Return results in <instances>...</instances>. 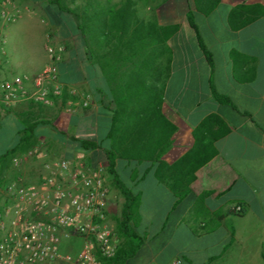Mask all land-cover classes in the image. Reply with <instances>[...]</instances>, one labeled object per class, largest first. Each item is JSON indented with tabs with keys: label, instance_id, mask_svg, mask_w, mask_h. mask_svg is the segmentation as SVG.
<instances>
[{
	"label": "crops",
	"instance_id": "obj_1",
	"mask_svg": "<svg viewBox=\"0 0 264 264\" xmlns=\"http://www.w3.org/2000/svg\"><path fill=\"white\" fill-rule=\"evenodd\" d=\"M122 1L85 0L75 12L80 19L73 12L70 17L78 29L63 37L46 32L62 23L56 4L11 0L16 20L43 22L47 38L39 52H22V38H6L11 23L0 24V45L18 44L4 50V74L27 75L32 89L31 78L49 61L46 48L53 43L61 49L55 65L64 86L52 106L0 104V132L14 133L0 154L18 143L21 118L38 122L32 146L7 158L19 165L13 182H38L45 162L82 154L103 170L110 215L119 204L121 210L124 196L106 168L109 150L115 176L125 184L124 176L137 195L130 221L136 248L125 264H264V0H219L207 13L195 0H132L124 29L114 13ZM142 21L179 27L165 36L163 51L137 53L132 62L110 51V38H141ZM155 31L146 38H157ZM142 58L148 65H140ZM212 88L231 104L215 99ZM73 138L101 147L82 149Z\"/></svg>",
	"mask_w": 264,
	"mask_h": 264
},
{
	"label": "built area",
	"instance_id": "obj_2",
	"mask_svg": "<svg viewBox=\"0 0 264 264\" xmlns=\"http://www.w3.org/2000/svg\"><path fill=\"white\" fill-rule=\"evenodd\" d=\"M10 5L11 0H0L2 26L17 18ZM46 50L49 61L31 78L29 89L27 75L4 74L0 45V104L29 100L52 106L61 98L64 86L55 65L61 49L49 45ZM81 104L86 106L88 98ZM6 191L8 203L0 212V264H106L115 255L118 236L108 219L103 170L89 165L82 154L47 161L38 182H12Z\"/></svg>",
	"mask_w": 264,
	"mask_h": 264
},
{
	"label": "trees",
	"instance_id": "obj_3",
	"mask_svg": "<svg viewBox=\"0 0 264 264\" xmlns=\"http://www.w3.org/2000/svg\"><path fill=\"white\" fill-rule=\"evenodd\" d=\"M219 0H195L196 3H202L203 5L205 4L206 8L201 9L203 13L209 12L215 4ZM51 3H55L60 11L62 12L63 10L67 12H73L74 15L78 17L77 14L72 9H69L65 4H63L60 0H49ZM124 6L121 9H116L114 10V13L119 14V25L121 28H127L130 25V12H129V4L132 2V0H123L122 1ZM85 19V18H84ZM84 19H81L82 21L79 22V28L82 31V34H85V21ZM187 20L189 25L194 29V31L197 34V39L199 42V45L203 52L205 53L208 62L212 65L211 63V54L210 52L206 49L204 46L201 37L199 35L197 25L193 20V15L190 11L187 12ZM83 22V24H82ZM112 24L115 26L118 25V21L113 19ZM179 25L178 24H173L171 26H159L153 22H141L140 25V32H141V38H110L112 41L110 44V51L111 52H118L120 51V58L125 59L126 61H133L132 57L133 55H137V53H142V57H144V53L152 50V51H163L165 49V41L166 38L165 36L167 34H171L175 32L178 29ZM154 29H156V35L157 38H146L147 36L150 35V31L154 33ZM85 46L87 47V50L89 48V44L86 41L85 38ZM141 66L148 65V60L142 58L141 59ZM64 94V93H63ZM62 94V98L63 95ZM212 94L217 99L219 102L222 103H229L230 99L227 96H224L220 93H218L214 88H212ZM21 123L23 124V129L21 130V135L19 138L18 143L11 147L6 149L3 153L0 154V172L4 168V162L8 157H10L14 152L17 150L21 149L22 147L27 148L32 146V138L34 136V129L38 125L37 121L33 122H28L25 119L21 118ZM76 141H78L79 146L82 149H94V148H100L101 145L97 141L85 139V138H73ZM29 144V145H28ZM107 161H106V168L113 176V181L116 187L121 191V193L124 196V202L121 206L120 210V216L116 218V231L119 237L122 238L121 243L118 244L117 250L115 255L107 261L106 264H125V261L127 258L132 256L135 253V248L136 245L134 243V238L135 234L132 231V228L130 226V221L132 219L134 209L137 203V195L133 193L123 182L120 181V179L117 178L114 174V159L111 155V152L109 150H105Z\"/></svg>",
	"mask_w": 264,
	"mask_h": 264
},
{
	"label": "rangeland",
	"instance_id": "obj_4",
	"mask_svg": "<svg viewBox=\"0 0 264 264\" xmlns=\"http://www.w3.org/2000/svg\"><path fill=\"white\" fill-rule=\"evenodd\" d=\"M63 4H65L69 9H72L74 12L80 13V5L85 3V0H60ZM105 0H98V2H102ZM121 0H110V2H119ZM144 1V0H143ZM157 1L160 0H145L146 4H155ZM46 2H48V0H46ZM51 3V2H49ZM51 4H55V3H51ZM50 12H52L51 10H48ZM50 12L48 13L50 15V23L51 24H56L55 22V16L51 15ZM62 16V23H60L61 25L59 27L55 28L56 32H52V30L49 28L46 30V32L53 36V33H57L58 36L63 35L67 36L73 32H75L76 29H78L77 25L72 24L71 22V12H67L65 10H63L60 14ZM45 20L47 21V18H45ZM82 21V20H80ZM48 22V21H47ZM22 23V26L20 28H17L16 26L18 24ZM83 24V22H82ZM50 27V25H49ZM98 27H100V25L98 24V20L94 22V31H98ZM44 28V23L43 22H34V23H23V21H19L18 19L9 24V28H8V33H7V37L6 38H22L21 40H23L25 43L21 42L19 44L20 49L22 50V52H28V48L31 47V49L37 47L36 52H39L38 50V46L42 47L44 40H41L43 38H47L45 30ZM27 38H34L32 43H27ZM23 43V44H22ZM55 48H59V46H56L55 44H49ZM48 45V46H49ZM6 46V47H5ZM3 49L6 50V48L12 49L13 47H15V49H18V44L16 43H12V45L8 42L7 44H5L4 46L2 45ZM14 133L12 131V129H7V130H3L0 132V146L1 147H7L10 143H12L13 141V136ZM18 166L19 165H14L12 164V162H8V160L6 159V161L4 162V168L2 169V171L0 172V212L2 210H4L5 206L8 203L7 200V191L6 188L9 184H11L13 182V179L16 177V173H18ZM111 178H109L110 180ZM123 179L125 180V184L127 185L128 182H126V178L123 176ZM120 216V204L117 206L116 210H111L110 215L108 216L109 219V223L113 226L114 230L116 231V218H118ZM117 233V231H116ZM118 236V234H117ZM118 239H120V237L118 236ZM77 244V246H79V242L76 241L75 245Z\"/></svg>",
	"mask_w": 264,
	"mask_h": 264
}]
</instances>
